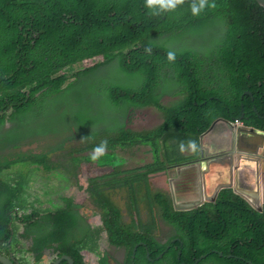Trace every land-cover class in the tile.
Masks as SVG:
<instances>
[{
	"label": "trees",
	"instance_id": "16d2710c",
	"mask_svg": "<svg viewBox=\"0 0 264 264\" xmlns=\"http://www.w3.org/2000/svg\"><path fill=\"white\" fill-rule=\"evenodd\" d=\"M198 3L182 0L175 9L159 10L149 9L146 0H0V136L6 123L23 127L49 102L65 101L70 86L89 81L99 69L119 63L123 74L145 77L140 87L106 84L112 118L92 111L81 97L61 113V120L88 133L80 137L82 143L74 153L63 156L56 166L74 179L82 164L111 170L89 178L86 188L101 209V227L84 224L82 204L75 198L62 197L63 203L48 207L34 198L31 174L40 176L43 168L51 173L46 178L64 179L55 173L51 159L62 146L21 153L25 156L13 164L3 163L8 156L0 155V255L13 256L19 264H45L51 254L55 255L51 264L65 255L75 264H87L83 251L101 254V240L107 233L111 246L127 249V264H153L149 260L169 246L156 264H195L204 254L199 264H264V205L258 212L228 189L214 203L176 209L169 194L152 192L150 187V175L172 162L171 155L163 152L166 144L199 142L218 117L240 119L264 130V8L255 0H206L204 9L194 15L191 8ZM210 25L219 36L213 49L206 43L199 48L166 49L172 40L199 34ZM169 51L175 53V60H168ZM82 63L90 66L67 74ZM163 91L178 98L171 105L163 103ZM149 107L162 113V123L136 128L131 116L129 125H124L120 113L127 118L132 109L134 114ZM44 122L37 129L15 127L19 133L15 137L26 136L20 146L35 143L29 136L55 133L48 129L53 121ZM146 146L151 148L152 162L126 168L120 154ZM97 147L103 151L94 153ZM176 188L178 193L185 191L181 181ZM109 190H129L131 222L108 196ZM142 190L150 222L141 217ZM158 219L175 233L165 244L154 234ZM221 219L227 224H220ZM246 221L254 224L252 230ZM174 238L179 240L173 243ZM108 263L107 257L101 260Z\"/></svg>",
	"mask_w": 264,
	"mask_h": 264
},
{
	"label": "rangeland",
	"instance_id": "374dc122",
	"mask_svg": "<svg viewBox=\"0 0 264 264\" xmlns=\"http://www.w3.org/2000/svg\"><path fill=\"white\" fill-rule=\"evenodd\" d=\"M219 41V36L215 37L214 29L210 25L203 29V31L199 34H192L189 33L188 35L180 38L172 40L171 43H168L166 45V49L169 50H177V48H180V46L183 45H192V47L199 48L203 45V43H206L210 45V49H213L216 44ZM90 65H85L82 63L81 65H77L75 67H71L67 70V74L69 76H72L77 71L81 70L82 68H86ZM82 67V68H81ZM145 77L137 74V75H130L123 74L119 63L117 65H111L110 68L107 69H99L97 73H95L94 76L89 81H86L82 85L71 87L69 89V92L67 93V99L65 101H51L47 104V106L42 107L37 113L33 114L31 117H29L28 121L25 123L23 127H20L18 123L15 122H8L4 126V133L0 136V155L1 156H8V158L5 159V162L7 163H15L20 157H24L25 155H21V153H27L30 150L37 151V153H41L46 147L53 148L62 146L63 149L59 150L58 153L51 155V159L53 163H57L60 161L63 156L68 155L70 153H74V149H77L78 146L81 145L82 140L80 137H86L88 133V129L82 128L81 126L73 127L71 123L73 122H64L61 120V113L64 111H67L70 106H72L75 102H77V97H81L83 100V103H85L87 106H91V110L98 112V113H104L107 117L112 118V100L110 99V95L107 89H105L106 84H109L111 82H115L116 84H124L126 86L132 87L133 84L138 85L137 87H140L144 84ZM71 81H74L72 79ZM179 99H181L182 95H178ZM178 97L175 96L173 93L167 92L163 99L164 101L171 105L173 101H175ZM73 99V101H72ZM134 109L131 110V114L126 118L124 116V113H120L122 117L125 118L124 125L128 122L129 125V119L131 116L133 119L131 120V123L136 128L141 127H151L156 125L161 121L162 113L160 114L153 108H147L143 111H137L133 114ZM163 116V115H162ZM44 121L51 122V127H48V129L55 131V133L50 135H37V136H29L27 139L35 141L33 145H28V143L23 144L20 146V143H22L23 140H26V136L15 137L18 133V131L15 129H24L28 125H32L34 129L40 128L42 124H47ZM11 128L13 130L11 131ZM8 129V130H7ZM7 131V133H6ZM72 131V133H71ZM70 136V139H67L65 142V139ZM213 138L210 137L207 139V142H210V139ZM15 139H18L16 142H14ZM176 149V146L174 144L170 145V151H173ZM163 150V147H162ZM121 157H123L126 162L124 166L126 168H136L145 166L146 164L151 163V155L146 156L143 154V152L140 151L139 148L135 147L131 152L122 153L120 154ZM143 158V160L141 159ZM9 160V161H7ZM70 161H66V166H69ZM24 165V162H23ZM13 169L16 168L14 165L12 167ZM20 168V167H18ZM22 171L26 173L25 170ZM59 171L55 170V173L59 175L62 178H66V180L60 181L59 179L52 177V179H48L46 177L41 176H34V174H31L33 177V183L32 188L34 192V198H38L41 201V205L43 207H48L49 202H47V199H50V201L60 203L61 197L64 195H72L73 198H75L76 202L81 200L82 201V207L81 211L83 215L86 217L87 222H84V224L90 225L92 227H97L99 222H101V217H99V213H101V209H99L93 199L89 196L88 192L86 191V188L88 186V179L93 177H99L108 174L111 170L110 169H99L95 164L92 165H85L82 164L80 168L77 169L76 174L79 177H76L78 179L79 184L83 187V189H79L77 187V183L74 178L69 177L68 172L63 167H58ZM7 173V172H3ZM161 178V177H160ZM192 172H187L181 179V182L184 183V189H186L185 184L191 183L192 179ZM165 179V177H163ZM168 181H165L163 185L158 181L155 177H152L150 180V187L152 192H161L165 190V186L167 185ZM194 190H199V183L195 182ZM46 192V193H44ZM108 196L114 200L123 211L124 217L127 220V222H131L132 220V202L133 199L131 198L129 194V190H109L107 192ZM145 191L142 190L139 193L138 200H139V207L141 209V217L144 221L150 222L149 219V213L147 210V207L145 206V203L147 202L145 199ZM197 203H183V202H176V207L180 208H194L197 207ZM175 206V205H174ZM159 226V227H158ZM158 227L157 230L161 229H171L167 225L164 224V222L160 219H158V224L156 225ZM156 232V231H155ZM107 233H104L103 235H106ZM161 239V238H159ZM103 252H109L111 253L117 260L121 261V264L123 262L127 263V257H125V252L123 248H119L118 250L115 248H112L109 246L108 242L106 240L103 241ZM89 253V252H87ZM91 254V253H89ZM94 255V254H92ZM55 257L54 254H51L46 260V264H51L52 258ZM87 264H91V260H85ZM134 264V263H132Z\"/></svg>",
	"mask_w": 264,
	"mask_h": 264
},
{
	"label": "water",
	"instance_id": "95a60500",
	"mask_svg": "<svg viewBox=\"0 0 264 264\" xmlns=\"http://www.w3.org/2000/svg\"><path fill=\"white\" fill-rule=\"evenodd\" d=\"M255 1L264 8V0ZM221 124H226V128L229 130L232 139L237 141L236 148L233 145L230 147L225 146V144L223 145L222 137L220 136L222 130ZM215 129H218V139L214 141L211 138L210 141L213 142L214 145L212 144V148L210 150L206 149L204 143L207 142L208 138L213 136V131H215ZM246 137L247 140L242 142L241 140ZM201 144L202 157L200 160L193 162H183L172 167L199 165V171L201 174H203V180L205 184V202L207 203L215 202L222 190L230 189L234 194L245 200L253 209L258 210L260 208L259 210L261 211L262 205H260L258 201L264 195V171L261 173H256L252 181H250L249 177L238 173L239 170L231 173L234 168L231 164L235 162L234 164L237 165V160L239 158L237 151L242 150L241 146L245 145L248 149H255L264 145V130L255 126L236 125L233 123V120L224 117H218L212 122L205 133L202 134ZM218 144L221 148H219ZM224 146L226 148L222 149ZM226 167L229 171V174H224L223 172ZM211 178H215V182H213ZM233 178H235V182H233ZM261 180H263V188L261 187ZM208 183L212 184L211 188L207 187ZM167 251L168 249L165 250V252ZM214 252L219 253L220 256H223V253L221 252ZM164 253L160 257H162ZM180 255L181 253H179V256ZM206 256L207 255L201 256L195 264H198ZM228 257L231 258L233 256L230 255ZM63 260H68L70 264H74L73 258L70 256H62L57 259L54 264H60ZM0 263L19 264L13 257L8 258L2 255H0ZM249 263L254 264L251 261H249Z\"/></svg>",
	"mask_w": 264,
	"mask_h": 264
},
{
	"label": "clouds",
	"instance_id": "9594fccd",
	"mask_svg": "<svg viewBox=\"0 0 264 264\" xmlns=\"http://www.w3.org/2000/svg\"><path fill=\"white\" fill-rule=\"evenodd\" d=\"M180 3H182V0H146V6L149 8V9H159V10H172V9H175L176 8V6L178 5V4H180ZM205 3H206V0H199V3H198V5L197 4H193V6H192V8H191V12H192V14H198L201 10H203L204 9V7H205ZM146 51H148V49H146ZM167 58H168V60L169 61H173V60H175V53L174 52H172V51H169L168 53H167ZM150 108V107H149ZM147 108H145V109H143V110H146ZM238 121V122H237ZM161 122V121H160ZM159 122V123H160ZM159 123H157V124H159ZM233 123L234 124H236V125H245V123L242 121V120H240V119H235L234 121H233ZM156 124V125H157ZM155 126V125H154ZM151 127H153V126H151ZM210 127V126H209ZM208 127V128H209ZM207 128V129H208ZM206 129V130H207ZM205 130V131H206ZM216 130V129H215ZM204 134V133H203ZM188 142V141H187ZM236 142L237 141H235L234 139H232V137L231 138H229V137H222V143H223V145L225 144V146H227V147H230V146H234L235 148H236ZM180 143L181 142H179V143H177V141H172V142H169V143H167L166 144V148L163 150V152H166V155H169L170 153H172L173 151H175V149L173 150V151H170V145L171 144H174L175 146H176V148L180 145ZM200 143H201V137H200ZM194 146V145H193ZM183 146H181V148H182ZM202 148V147H201ZM206 149H209V148H207V147H205ZM94 153H100V152H102L103 151V148L102 147H97V148H95L94 150ZM202 151V150H201ZM141 152H143V154L144 155H146V156H149V155H151V157H152V153H151V148L150 147H147L146 146V148L145 149H142L141 150ZM42 153V152H41ZM35 154H37V153H35ZM171 155V154H170ZM201 157H202V153L200 152V154L198 155V157H196L195 158V161L196 160H200L201 159ZM95 158V157H94ZM142 160H143V158H141ZM171 160H172V162L171 163H169V164H167V166H166V170L168 171L169 169H171L172 168V166H175V165H177V164H181V163H183V162H191V158H181V159H173V158H171ZM189 160V161H188ZM151 162H152V159H151ZM235 162H233L231 165L235 168V167H237L238 166V160H237V165H235L234 164ZM54 167L56 168V170L57 171H59V169H57L58 167L56 166V163L54 164ZM187 167H197L198 169H199V165H191V166H187ZM184 168H186V167H184ZM233 168V169H234ZM42 169V171H41V177H48L51 173L50 172H47L46 170H44L43 168H41ZM189 169V168H188ZM197 172H198V175H199V178L197 179V180H194L193 178L191 179V183H193V185H192V187L191 188H189L188 190H186V191H184L183 193H178L177 192V188H176V184H177V182H179V181H181V179H182V177L185 175H176V177H175V181L173 182V188H172V186L170 185V183L168 182L167 183V185L164 187L165 188V190L164 191H162V192H164V193H166V194H169L171 197H172V199L174 200V207L176 208V209H184V210H191V209H198V208H200L203 204H205V203H207V202H205V194H203V188H202V186H203V182H204V180H203V174H201L200 173V171L199 170H196ZM69 175V174H68ZM54 177L55 178H57L55 175H54ZM69 177H71V176H69ZM57 179H59V178H57ZM76 179V178H75ZM177 179V180H176ZM60 180V179H59ZM63 180H66V178H64ZM63 180H60V181H63ZM165 181H168L167 180V178H165ZM164 181V182H165ZM195 182H198L199 183V190H194V185H195ZM184 184V183H183ZM188 184V183H187ZM185 186H186V184H185ZM187 188V187H186ZM230 190V189H229ZM201 192V197H197V198H195V199H186L185 198V196H187V195H195V194H198V193H200ZM180 194H182V196L184 197H182V199L181 200H179L180 202H183V203H197V204H200V205H197V207H194V208H180V207H176V202H179L178 200H176V196H178V195H180ZM63 197H72L73 198V196L72 195H64ZM218 198V197H217ZM41 202V201H40ZM47 202H49V205H51L52 203H54V204H58V203H56V202H53V201H50V199H47ZM77 202H79V203H81L82 204V201L81 200H79V201H77ZM60 203H63V201H62V197H61V202ZM211 203H214V202H211ZM260 205H262V210L260 211L259 209L257 210V209H254V210H256V211H258V212H263V205H264V201L263 202H258ZM99 217H101V222H99V224H98V226L97 227H92V228H98V227H101L102 225H103V220H102V215H101V213H99ZM234 217H238V216H234ZM239 219H241V221H244L245 219H243L242 217H238ZM247 222V221H246ZM220 224H227V221L226 220H224V219H221V221H220ZM165 230H167V229H161V230H155L156 232L154 233L155 235H156V237H157V239L158 240H160L159 238H161V235L162 234H164V231ZM104 240H106L107 242H108V244H109V246L110 247H112V248H115V249H119V248H117V247H113V246H111L110 245V243H109V240H108V235L106 234V235H103V237H102V240H101V254H99V255H97V254H95V253H92V252H90V251H87V250H85V251H83V255H84V259L87 261L88 259L89 260H91L92 261V263L91 264H101V260L103 259V258H105V257H107L108 258V260H109V263L108 264H121V261H119V260H117L111 253H109V252H103L102 250H103V241ZM161 242V241H160ZM167 250V249H166ZM214 251H217V250H214ZM87 252H89V253H91V254H89V253H87ZM124 252H125V257H127V249H125L124 248ZM165 252V251H164ZM163 252V253H164ZM168 252V251H167ZM167 252H165V253H167ZM219 252V251H218ZM135 253H137V247H136V250H135ZM162 253V254H163ZM165 253H164V255H165ZM181 253V252H180ZM221 253H223V252H221ZM92 254H94V255H92ZM161 254V255H162ZM217 254H219V253H217ZM161 255H159L156 259H150V254L148 253L147 254V257H148V259H150L149 261L150 262H152V263H154L155 261H160L163 257H164V255L162 256V257H160ZM204 255H207V254H204ZM3 256V255H2ZM65 256H67V255H65ZM181 256V255H180ZM180 256L178 257V259L180 260ZM203 256V255H202ZM224 256V255H223ZM228 256H230V255H228ZM227 256V257H228ZM231 256H233V255H231ZM11 257H13V256H11ZM11 257H9V258H11ZM49 256H46L45 257V264H46V260H47V258H48ZM234 257V256H233ZM14 258V257H13ZM230 258V257H229ZM232 258V257H231ZM15 259V258H14ZM16 260V259H15ZM203 260V259H202ZM201 260V261H202ZM17 261V260H16ZM64 261V260H63ZM62 261V262H63ZM74 261V260H73ZM18 262V261H17ZM61 262V263H62ZM60 263V264H61ZM53 264H54V262H53ZM70 264V263H69ZM74 264H75V262H74ZM122 264H127L126 262H123ZM134 264H136V263H134ZM199 264V263H198Z\"/></svg>",
	"mask_w": 264,
	"mask_h": 264
},
{
	"label": "crops",
	"instance_id": "0c3cea01",
	"mask_svg": "<svg viewBox=\"0 0 264 264\" xmlns=\"http://www.w3.org/2000/svg\"><path fill=\"white\" fill-rule=\"evenodd\" d=\"M163 93H167L164 92ZM163 103H166L163 99ZM163 122V117H161V123ZM222 126V130L220 133L221 137H229L231 138V135L229 133V130H227L226 128V124H221ZM238 134V133H237ZM218 129H216L215 131H213V140H217L218 139ZM247 136V135H246ZM247 137L242 139L241 141H246ZM212 144L213 142H205L204 145L205 147L209 148V150L212 148ZM194 145V146H193ZM214 145V144H213ZM181 146H183L181 148ZM219 148L220 145L218 144ZM202 144L199 142H196L195 140H188L187 141H183L180 143V145L175 149V151H173L171 154V158L173 159H181V158H191V162L195 161V158L198 157V155L201 152V148ZM226 147L224 146L222 149H225ZM242 150L241 151H237V154L239 156L238 158V166L235 167L233 169V171L231 173H234L236 170H239L238 173H240L243 176H247L250 178V181H252L253 177L255 176L256 173H261L264 171V145L263 146H259L255 149H248L245 145L241 146ZM189 161V160H188ZM191 168V167H186V169ZM224 174H229V171L227 169V167L223 170ZM176 175L172 176V178L170 180H168V182L170 183V185L173 188V182L175 181ZM158 181H160V183L163 185L165 179L163 178H156ZM211 180L213 182H215V178H211ZM233 182H235V178H233ZM193 185V183H189L186 184V190H188L189 188H191ZM207 187L211 188L212 184L208 183ZM261 187L263 188V180H261ZM203 194H205V184L203 182ZM182 194L176 196V200H181L182 199ZM197 197H201V192L195 195H187L185 196L186 199H195ZM184 198V197H183ZM264 201V195L260 198V200L258 202H263Z\"/></svg>",
	"mask_w": 264,
	"mask_h": 264
},
{
	"label": "flooded vegetation",
	"instance_id": "af4514ba",
	"mask_svg": "<svg viewBox=\"0 0 264 264\" xmlns=\"http://www.w3.org/2000/svg\"><path fill=\"white\" fill-rule=\"evenodd\" d=\"M196 170H199L197 167H192V168H189V169H186L184 167H181V166H176V167H172L171 169H169L168 171L165 169L164 171L162 172H159L157 174H154V175H150V180L152 179V177H155V178H158V177H165L167 178V180H170L172 178V176L174 175H184L186 174L187 172H192V177L194 180H197L199 178V175H198V172ZM177 180V179H176ZM150 182V181H149ZM160 218V217H159ZM247 226H248V229L249 230H252L250 229L249 227H252L254 224H248V222H246ZM169 227V226H168ZM175 235L174 231L172 229H167L164 231V234L161 235V239L159 241H161L163 244L167 243L168 242V238ZM177 240H179V238H174L172 240L173 243H175ZM171 246H169L168 249H170ZM175 250H177V248H175ZM125 256V255H124ZM153 264H156L155 262ZM182 264H185V263H182Z\"/></svg>",
	"mask_w": 264,
	"mask_h": 264
},
{
	"label": "built area",
	"instance_id": "2783aa9c",
	"mask_svg": "<svg viewBox=\"0 0 264 264\" xmlns=\"http://www.w3.org/2000/svg\"><path fill=\"white\" fill-rule=\"evenodd\" d=\"M238 122V121H237Z\"/></svg>",
	"mask_w": 264,
	"mask_h": 264
}]
</instances>
